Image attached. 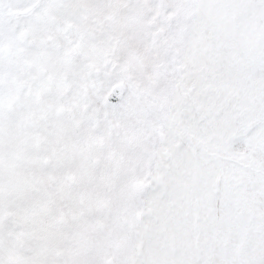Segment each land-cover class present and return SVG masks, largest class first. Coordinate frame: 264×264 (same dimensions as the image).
<instances>
[{
	"label": "snow or ice",
	"instance_id": "6c2138e0",
	"mask_svg": "<svg viewBox=\"0 0 264 264\" xmlns=\"http://www.w3.org/2000/svg\"><path fill=\"white\" fill-rule=\"evenodd\" d=\"M0 264H264V0H0Z\"/></svg>",
	"mask_w": 264,
	"mask_h": 264
}]
</instances>
